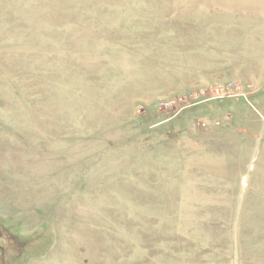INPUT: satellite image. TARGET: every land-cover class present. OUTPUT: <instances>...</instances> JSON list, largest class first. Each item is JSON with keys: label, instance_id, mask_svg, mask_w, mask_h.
Here are the masks:
<instances>
[{"label": "rangeland", "instance_id": "obj_1", "mask_svg": "<svg viewBox=\"0 0 264 264\" xmlns=\"http://www.w3.org/2000/svg\"><path fill=\"white\" fill-rule=\"evenodd\" d=\"M0 264H264V0H0Z\"/></svg>", "mask_w": 264, "mask_h": 264}, {"label": "built area", "instance_id": "obj_2", "mask_svg": "<svg viewBox=\"0 0 264 264\" xmlns=\"http://www.w3.org/2000/svg\"><path fill=\"white\" fill-rule=\"evenodd\" d=\"M229 86H237L236 83L234 82H223V83H219L216 87H212V88H204L202 90V93H210L211 91L215 90V89H224L226 87H229ZM175 101H167L164 103L165 106H170L174 103ZM163 103V102H162Z\"/></svg>", "mask_w": 264, "mask_h": 264}]
</instances>
